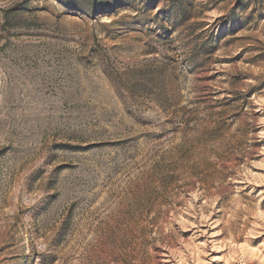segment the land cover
<instances>
[{"label":"rangeland","instance_id":"374dc122","mask_svg":"<svg viewBox=\"0 0 264 264\" xmlns=\"http://www.w3.org/2000/svg\"><path fill=\"white\" fill-rule=\"evenodd\" d=\"M77 1L0 0V264H264V0Z\"/></svg>","mask_w":264,"mask_h":264},{"label":"trees","instance_id":"16d2710c","mask_svg":"<svg viewBox=\"0 0 264 264\" xmlns=\"http://www.w3.org/2000/svg\"><path fill=\"white\" fill-rule=\"evenodd\" d=\"M70 3L74 2V3H77L78 1L77 0H68ZM90 2V4L92 5H96V0H88ZM172 3H176L178 2V4L181 6L183 4V1L182 0H170ZM181 9V7H180ZM175 16H178V17H181V18H184L185 16V11L183 9L179 10V12L176 13Z\"/></svg>","mask_w":264,"mask_h":264}]
</instances>
